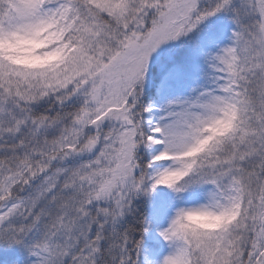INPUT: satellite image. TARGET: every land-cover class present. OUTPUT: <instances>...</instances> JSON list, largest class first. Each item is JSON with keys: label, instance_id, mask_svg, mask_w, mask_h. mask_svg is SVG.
I'll list each match as a JSON object with an SVG mask.
<instances>
[{"label": "snow or ice", "instance_id": "snow-or-ice-1", "mask_svg": "<svg viewBox=\"0 0 264 264\" xmlns=\"http://www.w3.org/2000/svg\"><path fill=\"white\" fill-rule=\"evenodd\" d=\"M0 264H264V0H0Z\"/></svg>", "mask_w": 264, "mask_h": 264}]
</instances>
